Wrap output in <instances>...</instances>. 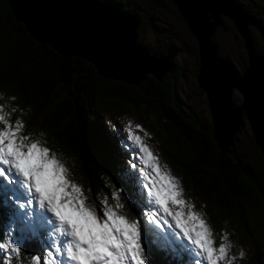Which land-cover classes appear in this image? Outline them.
Instances as JSON below:
<instances>
[{
  "label": "trees",
  "instance_id": "trees-1",
  "mask_svg": "<svg viewBox=\"0 0 264 264\" xmlns=\"http://www.w3.org/2000/svg\"><path fill=\"white\" fill-rule=\"evenodd\" d=\"M8 1L0 0V95L15 94L18 109L11 119L21 116L27 133L46 140L54 152L63 154L61 159L73 171L72 178L91 189L89 195L98 208L99 200L105 196L110 200L112 191L123 188L129 194L134 192V179L125 173L116 132L97 117L103 107L127 104L163 118L166 139L160 151L180 171L184 184L203 196L214 232L220 234L235 218L238 228L253 239L249 221L256 211L264 216V168L259 174L248 163L237 144V134L228 152H222L211 121L186 110L178 97L183 74L175 64L176 49L170 40H162L152 14L144 12L137 1L96 0L137 17L138 35L153 32L162 41L160 51H149L173 58V69L163 82L148 76L135 87L102 78L87 61L64 58L50 46L39 44L15 20ZM40 133L45 135L40 137ZM253 144L262 156L254 140ZM121 199L126 203L123 211L143 223V207L127 202L124 193ZM8 207L2 204L0 211L6 212ZM24 251L36 253L39 248L29 242ZM252 256L256 264H264V254L254 239ZM182 259L183 253L177 256L155 246L148 250V264H179Z\"/></svg>",
  "mask_w": 264,
  "mask_h": 264
},
{
  "label": "snow or ice",
  "instance_id": "snow-or-ice-1",
  "mask_svg": "<svg viewBox=\"0 0 264 264\" xmlns=\"http://www.w3.org/2000/svg\"><path fill=\"white\" fill-rule=\"evenodd\" d=\"M12 112L5 113L0 104V205H9L6 212L0 211V264H148L153 246L177 256L183 253L179 264L237 260L229 234L217 241L206 214L185 198L179 178L160 164L131 124L130 138L145 165L134 174L133 184L139 181L141 187L131 194L123 188L113 191L114 203L105 196L98 208L91 189L72 178L63 154L54 152L46 140L32 139L33 133L25 135L24 121L13 122ZM136 129L150 136L141 125ZM122 193L133 206L154 209L143 213V223L123 211ZM29 242L40 251L25 252ZM244 256L241 249L239 258Z\"/></svg>",
  "mask_w": 264,
  "mask_h": 264
},
{
  "label": "water",
  "instance_id": "water-1",
  "mask_svg": "<svg viewBox=\"0 0 264 264\" xmlns=\"http://www.w3.org/2000/svg\"><path fill=\"white\" fill-rule=\"evenodd\" d=\"M197 44L199 88L207 98L213 137L222 152L250 124L252 138L264 160V55L253 46L249 26L261 37L264 24L234 0H171ZM16 21L39 44L64 58L77 57L91 64L98 76L139 86L148 76L163 82L173 69L171 55H156L138 42L140 20L118 6L96 0H9ZM231 21L244 41L247 66L239 75L221 57L213 38ZM233 90L242 96L240 107L231 102Z\"/></svg>",
  "mask_w": 264,
  "mask_h": 264
},
{
  "label": "rangeland",
  "instance_id": "rangeland-1",
  "mask_svg": "<svg viewBox=\"0 0 264 264\" xmlns=\"http://www.w3.org/2000/svg\"><path fill=\"white\" fill-rule=\"evenodd\" d=\"M125 1H137L144 12L153 15L155 19L154 24L156 26V30L159 32L162 40H170L171 44H173L176 49L175 64L181 69L183 74L182 79L179 81L178 87L179 99L181 102H183L186 110L195 114H199L207 122H210L211 119L207 98L204 92L199 88L197 82L198 55L196 40L191 34H188L189 31L185 23L178 18L179 15L176 6L173 5L171 0ZM234 1L240 6L244 7V9H246L250 15L253 14L252 16L262 20L264 24V0ZM222 18L223 24L217 29L213 38L214 45L218 54L221 57L226 58L235 71L239 75H242L247 66V56L246 49L244 47V41L233 27L231 21H229V19L226 17ZM248 28L255 51H257L259 55H264L263 43L259 32L252 26H249ZM138 42L148 51L152 50L157 52L161 50L160 44L162 41H159L153 32H145L141 35H138ZM149 52L152 54L151 51ZM13 97H15V99H13ZM231 102L234 108L241 106L242 96L240 93H238V91L233 90ZM0 104L5 105V113L12 112L13 108H15L16 111L18 109V100L13 92L2 93L0 95ZM15 112H12L11 118ZM15 117V119H11L13 122H15L17 119H22L21 116ZM97 117L102 120L103 123L109 128H113L118 134L116 135V133H114L117 146L122 149L123 158H121V160L122 164L126 166L125 173L128 176L130 175L133 179H135L134 174L138 173L140 168L145 167V165L140 160L141 153L139 151L138 145H136L130 138L129 124H131L132 130L136 132V134L141 135L145 143L153 150L154 154L159 157L160 164L166 165L167 169L171 170V174L179 178V181L185 190V198L189 199L193 204H195L197 211L205 213V200L203 196L201 194L199 195L194 193L190 188L187 187V185L184 184L185 182H183L180 171L174 168L170 162L164 158L160 151V146L164 145V141L166 139L164 135L165 131L163 130V126L166 123L163 118L154 117L147 112H144L142 108L136 109L133 106H129L127 104L120 105L117 108L113 106L103 107L102 110L97 114ZM136 125H141L143 129L150 134V136L145 135L144 131H139L136 129ZM24 134H28L25 128ZM237 135V144L242 150L244 157L248 163L259 174H261L264 168V160L254 147L250 124L247 122L245 116L243 117V126L239 129ZM32 139L35 140L37 138L32 136ZM133 164L137 165V167L133 168ZM67 166L69 167V165ZM71 172L73 174V171ZM140 179L142 180L143 177L141 176ZM140 187L141 185L139 181H137L134 184V192L138 191ZM103 199L104 198L101 200ZM101 200H99V202ZM146 202L147 201H145V203ZM109 203L112 204L114 201L110 198ZM98 205L100 206V203H98ZM137 207H140V205H137ZM150 210L154 209L143 207V213H146ZM205 218L209 222L208 217L205 216ZM249 225L253 228V239L257 243L260 252L264 254V216H262L259 211H256L250 219ZM212 229L214 230L213 227ZM225 232L229 234V239L234 245V247L231 249V254L237 256V260L234 261V264H256L253 261L252 256L253 239H250L240 228H238L235 218H231L222 232L220 234H216L218 242ZM38 248L40 251L39 246ZM241 249H243L245 253V256L242 259L239 258V251Z\"/></svg>",
  "mask_w": 264,
  "mask_h": 264
},
{
  "label": "flooded vegetation",
  "instance_id": "flooded-vegetation-1",
  "mask_svg": "<svg viewBox=\"0 0 264 264\" xmlns=\"http://www.w3.org/2000/svg\"><path fill=\"white\" fill-rule=\"evenodd\" d=\"M257 52V51H256Z\"/></svg>",
  "mask_w": 264,
  "mask_h": 264
}]
</instances>
